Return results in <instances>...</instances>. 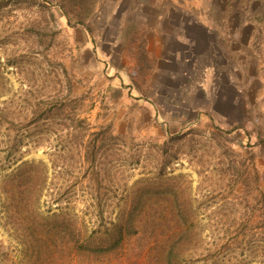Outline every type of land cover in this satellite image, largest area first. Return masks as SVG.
<instances>
[{
	"label": "rangeland",
	"instance_id": "1",
	"mask_svg": "<svg viewBox=\"0 0 264 264\" xmlns=\"http://www.w3.org/2000/svg\"><path fill=\"white\" fill-rule=\"evenodd\" d=\"M162 16L191 23L193 67L179 91L147 80L155 65L146 49ZM213 68L217 94L208 97L194 85ZM0 88L1 102L66 97L70 88L85 96L75 116L90 134L25 130L3 169L2 130L0 183L24 162L46 163L41 213L64 211L92 240L68 249L76 240L59 236L51 255L28 253L32 230L8 218L0 193V264H166L171 247L173 264H264V0H0ZM165 116L184 127L168 134ZM89 142L94 167L84 163ZM57 192L59 204L49 197ZM130 206H146L157 236L109 251L107 235Z\"/></svg>",
	"mask_w": 264,
	"mask_h": 264
},
{
	"label": "trees",
	"instance_id": "2",
	"mask_svg": "<svg viewBox=\"0 0 264 264\" xmlns=\"http://www.w3.org/2000/svg\"><path fill=\"white\" fill-rule=\"evenodd\" d=\"M2 97L3 93L0 88V100ZM84 99L85 96L78 97L74 95L73 89L70 88L66 97L47 98L36 102L28 99L17 103L14 100L0 101V133L6 128L5 138H9L6 149L8 158H10L1 163V168L3 169L5 164H11L12 156L16 154L23 142V137L19 136L25 130L35 128L40 131L46 128L45 130L49 131L52 127L60 126L66 127L68 130H75V132L80 131L81 136L90 134L89 125L83 126L85 121L80 120L77 115L75 116V112L83 106ZM14 105L16 107L22 105L23 108L13 109ZM58 132L59 130L56 131V133ZM12 133L17 135L14 139H12ZM100 134L103 135L104 132H98L96 135L99 136ZM95 148L96 146L89 142L85 144L83 149L85 152L84 163L93 167L96 160ZM57 167V162H53L52 168L56 169ZM50 171L51 168L44 162L39 164L24 162L11 175L4 177L0 183V193L3 196L8 218L17 219L19 223L24 224L25 228L32 230L30 238L24 240L23 243L26 251L29 253L31 250H35L32 253L38 255L41 253L46 257L55 251L54 242L58 240L59 236H64L70 242L76 240L75 245L69 243L68 249L79 248V246L89 247L92 244L91 238L81 237L80 232L75 227L76 220L68 217L64 211L52 216L41 213L42 199L48 189ZM147 183L151 182L147 181ZM57 194L59 195L55 197L49 194V197L52 198L53 203L59 204L64 194L58 192ZM151 194V191H147L143 199L152 198ZM145 208L146 206H130L121 211L118 222L115 223L112 232L107 235L109 251L122 248L127 238L141 235V233L151 236L150 239L157 236L153 234L155 230L150 231L152 229L151 222L156 219L150 220V217L145 216L147 212ZM44 227H48V229L41 232L40 228L44 229ZM101 244L105 245L103 240ZM166 254V264H173L174 248L171 247Z\"/></svg>",
	"mask_w": 264,
	"mask_h": 264
},
{
	"label": "crops",
	"instance_id": "3",
	"mask_svg": "<svg viewBox=\"0 0 264 264\" xmlns=\"http://www.w3.org/2000/svg\"><path fill=\"white\" fill-rule=\"evenodd\" d=\"M159 20L163 27L159 28V31H156L149 39V46L146 49L147 59L149 58V60L153 61L155 65V69L152 71L153 75L149 76L147 80L160 83H164L165 81L175 83L170 84V88L179 91L183 83L189 81L188 73L193 67L192 52L194 51V40L192 39L191 23L188 21L181 23L169 21L175 23L172 26V29L178 30L174 31V34H172V29L170 28L167 19H163L162 16ZM169 28L171 29V32H168ZM206 32L209 33L208 31ZM128 79L134 80L132 78ZM158 94L160 96V92ZM195 97V95L190 96V100L192 101L191 105L193 106L195 105V102L193 101ZM184 105V102L178 103V106L174 109L181 110ZM167 114L175 113L168 112ZM165 118L164 126L168 134L178 133V131L184 127V119H174L173 117L169 118L168 116H165ZM202 118L203 114L201 116V119Z\"/></svg>",
	"mask_w": 264,
	"mask_h": 264
},
{
	"label": "built area",
	"instance_id": "4",
	"mask_svg": "<svg viewBox=\"0 0 264 264\" xmlns=\"http://www.w3.org/2000/svg\"><path fill=\"white\" fill-rule=\"evenodd\" d=\"M208 70H206L203 73L204 77H202V79L200 81H197L195 83L194 87L196 89L202 88V90L204 91V93L208 97H211V96L214 97L217 94V80H216V76H215L214 68H213V69H211L213 71V75H212V78L209 81Z\"/></svg>",
	"mask_w": 264,
	"mask_h": 264
}]
</instances>
